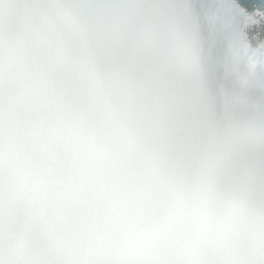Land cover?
<instances>
[{
    "label": "snow or ice",
    "instance_id": "1",
    "mask_svg": "<svg viewBox=\"0 0 264 264\" xmlns=\"http://www.w3.org/2000/svg\"><path fill=\"white\" fill-rule=\"evenodd\" d=\"M0 264H264V0H0Z\"/></svg>",
    "mask_w": 264,
    "mask_h": 264
}]
</instances>
